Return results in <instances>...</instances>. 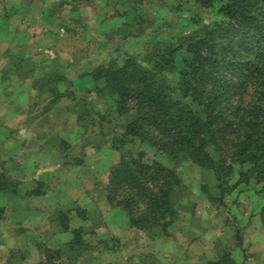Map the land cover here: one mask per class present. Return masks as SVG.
Segmentation results:
<instances>
[{"label":"rangeland","instance_id":"rangeland-1","mask_svg":"<svg viewBox=\"0 0 264 264\" xmlns=\"http://www.w3.org/2000/svg\"><path fill=\"white\" fill-rule=\"evenodd\" d=\"M3 9L8 14L7 31L0 34L2 72L17 70L27 78L36 62L41 66L37 81L9 82V90L17 86L9 97L13 109L24 105L20 108L22 116L24 110L32 111L26 105L34 102L40 105V112L29 118L28 129H15L14 134L7 127L0 129V174L17 180L19 188L23 178L38 173V182L45 190L60 192L57 203L61 206L56 209L68 211L71 228L80 225L76 209L87 210L88 220L82 224L86 231L93 230L84 234L92 248L77 264H163L161 245L176 242L177 246L180 230L187 235L184 242L194 241L195 251L184 253L191 261L204 264L201 252L207 259L212 256L207 261L213 260L216 243H220L230 249L236 264H264V226L260 220L263 199L253 191L252 182L238 184L221 197L210 171L188 160L173 163L138 140L123 145L122 150L143 152L146 161L158 160L179 175L176 219L164 233L157 228L149 232L123 228L118 237L110 234L105 222L109 217H114L109 220L113 223L123 217L131 227L126 214L110 206L105 198L109 169L121 154L111 143L116 135L113 131H121L122 116L113 113L108 96L94 89L102 82L93 72L100 65H121L131 54L149 56L153 48L162 49L164 41H177L212 21L217 16L211 9H201L195 0H0ZM17 90H22L18 97ZM8 119L13 125L27 123L17 116ZM16 134L19 136L13 138ZM48 152L50 159L44 158ZM237 177L235 171L229 183ZM8 195L0 194V206L7 214ZM50 214L45 213L47 217ZM41 218L42 228L48 233L59 230L57 221ZM36 220L31 225L35 226ZM173 235L175 238H171ZM46 236L32 242V249L29 239L9 241L8 245L16 247H0V264H5L9 254H14L10 258L14 262L8 261L12 264H32L23 259H31L33 253L38 257L36 263L40 262L45 247L61 246L48 242L51 236ZM98 238L104 239L99 245Z\"/></svg>","mask_w":264,"mask_h":264},{"label":"trees","instance_id":"trees-1","mask_svg":"<svg viewBox=\"0 0 264 264\" xmlns=\"http://www.w3.org/2000/svg\"><path fill=\"white\" fill-rule=\"evenodd\" d=\"M195 2L217 17L177 41H164L149 56L131 54L121 65H100L93 72L102 82L94 89L108 96L113 113L122 116L121 131H113L111 147L121 154L109 169L106 201L126 214L131 227L148 232L164 233L175 221L181 181L174 169L146 161L143 152L122 150L136 140L173 163L188 160L210 171L221 197L252 182L263 199L264 226V0ZM235 171L238 177L230 184ZM17 185L0 174V193L16 194ZM44 191L38 183L26 194ZM3 211L0 206V219ZM76 214L80 225L71 228L68 211H52L59 230L71 237L59 247H45L34 264H77L92 248L84 234L93 230L82 224L87 210L76 209ZM215 250L207 264H236L228 247L216 243Z\"/></svg>","mask_w":264,"mask_h":264},{"label":"crops","instance_id":"crops-1","mask_svg":"<svg viewBox=\"0 0 264 264\" xmlns=\"http://www.w3.org/2000/svg\"><path fill=\"white\" fill-rule=\"evenodd\" d=\"M7 14L8 12L3 9L0 10V34L2 33V30L7 31V22H6V18H7ZM3 22V23H1ZM1 45H5V43H1ZM1 58V55H0ZM1 60V59H0ZM5 62L8 64V59L6 58ZM2 64V61H0V66ZM40 63L36 62L35 63V68H33L32 73L27 76V78H23L21 74H18L17 70L14 73H7L4 74L2 72V69L0 68V129L7 127V129H9L12 133L15 129H17V131H19L20 128H24V129H28L27 127L30 125L29 118H32L34 115L39 114V108L40 105L34 104V102L29 103V105H26V108L31 107L32 111H26L24 109L23 111V115L21 116L20 113H22L21 109L24 105H20L17 107H12V105L14 104H9V102H11L9 100L10 95L13 93V91L15 90V88H17V86L14 87V89L9 90L8 86H9V82L10 81H15V80H30V82H34L37 81L38 78V71L40 68ZM30 95L33 97L34 93H33V88H30ZM22 90H17L16 92V96L18 97L19 94L21 93ZM29 97V96H28ZM13 102V101H12ZM5 106L7 108H5ZM19 109L20 112H18L17 110ZM38 110V111H37ZM12 116H17L19 119H23L25 121V125L24 123L22 124V126H19L17 124H9L10 123V117ZM6 118L8 120V122H5L4 119ZM23 129V130H24ZM19 134L21 132H18ZM14 134V133H13ZM19 134L14 135L13 138H17L19 136ZM21 138V135H20ZM18 140V139H16ZM19 141V140H18ZM28 144H31V142L29 141ZM34 151V150H32ZM44 151V150H43ZM31 152V150H29V152L27 153V155ZM46 157L50 159V155L49 152L46 153V155H44V158ZM43 158V159H44ZM39 159V158H38ZM41 159V160H43ZM28 160V159H27ZM37 159H33L34 162H36ZM21 161V160H20ZM29 161V160H28ZM22 162V161H21ZM38 173H33L31 176L26 178H23V183H19V188H17V193L16 194H10L8 193V200L7 202L9 203V213L7 214V210L6 212H4L2 218L0 219V247H3L5 249H10V248H14L16 247V245H8L7 243H9V241H22L24 239H29L31 240L30 243V249L34 248V246L32 245V242H36L37 240H40L39 236H42L49 238L51 236V239H48V242H56V243H60L58 245H61L62 243L67 242L70 237H71V233L68 231H61V230H56L54 231V233H48L46 231L45 228H42V218L41 216H44L45 221H48V218L52 221H54L52 219V211L56 209L57 206H61V204L58 205L57 201L59 198L60 192L58 190L52 189L51 191H47L45 190L43 194L41 195H29L26 194L27 191L32 190L33 188H35V186L39 183L38 181L40 179H38L37 177ZM46 183V182H45ZM48 183V182H47ZM24 185L26 187H24ZM46 188V187H45ZM25 191L22 193V191ZM1 194V193H0ZM10 197V199H9ZM1 200V198H0ZM3 200V198H2ZM3 206V205H2ZM90 206V205H89ZM4 207V206H3ZM88 207V206H87ZM113 211V209H112ZM51 212L50 215H48L49 217H47L45 215V213ZM115 215L117 216L118 214L115 211ZM114 217H109L107 219H105L106 225L108 226V230L110 232V234L112 236H120L122 234L121 230H123V228H125L124 231H126V229L129 230H135V228L133 227H129L127 223V219L120 217V220H116V222H112L109 221L110 219H112ZM36 220V224L35 226L31 225L34 220ZM174 223V222H173ZM172 223V224H173ZM140 232V231H139ZM186 234H185V230H180L177 236V240H178V245H176V242L173 243H168L166 245H161V250L162 254H163V258H162V262L163 264H202V262L197 263V259H202V257L204 258V264L207 262L208 259H211L212 256H210L208 259L207 257H205V255L203 256L202 252L201 254H199L200 258L195 257V259L197 260L195 262V260H192L190 258H186L185 257V252H187L190 255L189 251H193L195 247H193L195 244L193 242L190 241H186L184 242L182 239L186 238ZM157 238L160 240L161 238H159L157 236ZM171 238H175L174 235ZM36 240V241H35ZM170 242V240H168ZM167 242V241H165ZM197 242V241H195ZM164 243V242H163ZM165 246H169L172 247L171 249L166 248ZM175 246V247H173ZM181 246L183 247V251H181L180 253L178 252V250L180 249ZM195 251V250H194ZM14 255V254H13ZM13 255H8L6 258V262L5 264H12L10 262H14L11 261L10 258ZM32 258L26 260L27 258H24L23 261H27V263L31 262L32 264L36 263L38 260V257L36 259V256L34 257V253L31 254ZM193 256V255H191ZM23 258V257H21ZM20 258V259H21ZM10 261V262H8ZM203 261V259H202ZM161 264V263H160Z\"/></svg>","mask_w":264,"mask_h":264}]
</instances>
